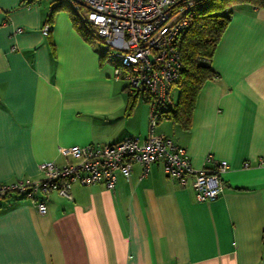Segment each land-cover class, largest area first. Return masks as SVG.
<instances>
[{"label":"crops","instance_id":"1","mask_svg":"<svg viewBox=\"0 0 264 264\" xmlns=\"http://www.w3.org/2000/svg\"><path fill=\"white\" fill-rule=\"evenodd\" d=\"M58 4L0 0V184L43 179L40 164L62 163V148L149 136V103L129 110L128 84L69 12L51 18ZM232 12L190 127L155 130L197 170L226 161L224 192L198 202L192 178L182 186L156 164L146 175L134 165L114 190L40 194L46 214L13 194L0 202V264H264V9Z\"/></svg>","mask_w":264,"mask_h":264},{"label":"built area","instance_id":"2","mask_svg":"<svg viewBox=\"0 0 264 264\" xmlns=\"http://www.w3.org/2000/svg\"><path fill=\"white\" fill-rule=\"evenodd\" d=\"M72 6L80 18L92 26L106 45L114 64V77L128 84L130 94H138L149 103V136L141 141L129 138L111 145L62 148V163L44 162L39 169L43 179L0 184V202L21 194L32 202L37 196L58 193L72 199L75 184L96 186L104 183L114 190L119 176L129 179L134 165L146 175L156 164L164 166L165 175L180 185L192 178L198 202L218 198L225 190L222 176L229 170L226 161L213 168L197 170L187 150L172 139L158 136L155 130L164 113L173 106L172 90L183 67L181 38L196 16L200 0H50ZM50 24L43 34L49 36ZM248 166V165H246ZM41 214L47 213L45 202H38Z\"/></svg>","mask_w":264,"mask_h":264},{"label":"trees","instance_id":"3","mask_svg":"<svg viewBox=\"0 0 264 264\" xmlns=\"http://www.w3.org/2000/svg\"><path fill=\"white\" fill-rule=\"evenodd\" d=\"M246 4L264 9V0H200L196 6V16L190 28L181 38L180 52L183 67L180 77L173 86L179 89L177 103L164 113L168 119L184 128H189L199 95L209 82L218 78L212 68V61L232 18V7ZM60 10L71 14L78 33L89 43L98 39L96 30L84 22L75 9L66 4H58L51 18ZM107 58L105 55L104 59ZM139 98L130 94L129 110H133Z\"/></svg>","mask_w":264,"mask_h":264},{"label":"rangeland","instance_id":"4","mask_svg":"<svg viewBox=\"0 0 264 264\" xmlns=\"http://www.w3.org/2000/svg\"><path fill=\"white\" fill-rule=\"evenodd\" d=\"M234 7H235V6H234ZM234 7H232V10H233ZM95 45H96V47H97L98 49L104 51L105 54H107V53H106V45H105V43H104L103 41H101L100 39H97V40H95ZM105 61H107V62H111V58L107 57V58H105ZM112 65H113V68H114V64H113V63H112ZM178 96H179V89H178L177 87H175V88H173V90H172V99H173V102H174V103H177V101H178ZM139 98H140V101H141V99H142L143 97H142V96H139Z\"/></svg>","mask_w":264,"mask_h":264}]
</instances>
